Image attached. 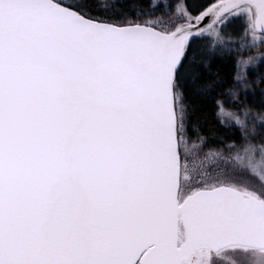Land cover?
<instances>
[{
	"label": "snow or ice",
	"instance_id": "6c2138e0",
	"mask_svg": "<svg viewBox=\"0 0 264 264\" xmlns=\"http://www.w3.org/2000/svg\"><path fill=\"white\" fill-rule=\"evenodd\" d=\"M225 260L264 264V0H0V264Z\"/></svg>",
	"mask_w": 264,
	"mask_h": 264
},
{
	"label": "trees",
	"instance_id": "16d2710c",
	"mask_svg": "<svg viewBox=\"0 0 264 264\" xmlns=\"http://www.w3.org/2000/svg\"><path fill=\"white\" fill-rule=\"evenodd\" d=\"M106 2L111 3V0H106ZM245 55H246V53H245ZM217 67H218V69H219L221 72L225 71V69H223V68H219V66H217ZM214 70H216V69H214ZM201 124H202V126H203V133H204L206 136L210 135V134H211V130H212L213 128H215V121H214V119L212 118L210 112H205V113L202 114V117H201Z\"/></svg>",
	"mask_w": 264,
	"mask_h": 264
},
{
	"label": "rangeland",
	"instance_id": "374dc122",
	"mask_svg": "<svg viewBox=\"0 0 264 264\" xmlns=\"http://www.w3.org/2000/svg\"><path fill=\"white\" fill-rule=\"evenodd\" d=\"M246 55H248V53H246ZM224 264H228V261H227V260H225Z\"/></svg>",
	"mask_w": 264,
	"mask_h": 264
}]
</instances>
